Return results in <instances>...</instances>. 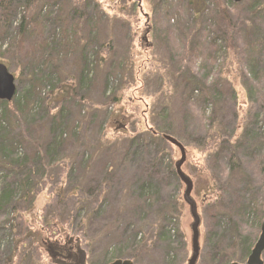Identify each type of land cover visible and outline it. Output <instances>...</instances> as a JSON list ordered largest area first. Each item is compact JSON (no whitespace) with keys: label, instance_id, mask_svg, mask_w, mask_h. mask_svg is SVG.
Listing matches in <instances>:
<instances>
[{"label":"rangeland","instance_id":"1","mask_svg":"<svg viewBox=\"0 0 264 264\" xmlns=\"http://www.w3.org/2000/svg\"><path fill=\"white\" fill-rule=\"evenodd\" d=\"M2 1L17 94L0 104V264H63L24 240L49 218L85 264H188L181 153L157 134L186 151L197 264H246L264 221V0Z\"/></svg>","mask_w":264,"mask_h":264},{"label":"water","instance_id":"2","mask_svg":"<svg viewBox=\"0 0 264 264\" xmlns=\"http://www.w3.org/2000/svg\"><path fill=\"white\" fill-rule=\"evenodd\" d=\"M234 4H240L245 0H230ZM17 94V86L15 83V77L10 73L8 68L0 64V101L4 102H12ZM126 127L123 124H118L117 130L125 129ZM164 139L170 142L172 145L177 147L181 153V160L176 164L177 175L179 176L182 183L185 185V193H184V201L190 207V213L193 218L192 224V256L189 260L188 264H197L200 257V225L201 219L198 214L197 205L195 201L192 199L193 192V183L192 181L184 175L182 172V167L186 161V151L185 148L174 140L170 136H164ZM76 256H75V264H85L84 256L81 250H79V243L76 244ZM264 255V221L261 226V235L251 252V255L248 258L246 264H264L262 259ZM111 264H134L130 260H116ZM238 264V263H233Z\"/></svg>","mask_w":264,"mask_h":264},{"label":"trees","instance_id":"3","mask_svg":"<svg viewBox=\"0 0 264 264\" xmlns=\"http://www.w3.org/2000/svg\"><path fill=\"white\" fill-rule=\"evenodd\" d=\"M34 2H35L34 0H27L26 7L29 8L30 6H33ZM5 8H6L7 12L10 10L11 6H10L9 2H3V1L0 2V10H4ZM220 14L224 18L227 27L231 28V22H230L229 16L222 11H220ZM35 23H37V20H35ZM231 41H232L231 38H229V36L227 35V39H225V42H227V44H228L227 47L230 50L234 51ZM116 103H117V101H116ZM0 104L5 105V107L8 105L10 106V103H7V102H0ZM2 114H3V112H2ZM157 135L162 137L164 134L162 136L160 134H157ZM162 140L164 141L163 137H162ZM8 148H9L8 146H5L3 148V151L7 153ZM0 150H1V148H0ZM225 170H226V168H225ZM210 189L209 190L207 189V192H209ZM57 193H58V195L56 196V198H58V206H59V204L61 202V197L63 194V186H61L58 189ZM13 199H14L13 191H10L8 193H4V195L0 199V203L2 204L3 208H8V207L11 208L12 205L14 204ZM38 207L41 208L40 206H38ZM38 207L36 208V210H39ZM24 225H26V223H24ZM34 231L35 232L31 231V233L27 234L26 235L27 238L25 237L24 240L29 239V238H33L34 241L37 243L38 247L40 249H42L44 251V253L47 254L48 256H50L51 258L55 254L57 256H61V255H64L66 253L67 246L65 245V242H63V240L61 239V235L58 232L61 231L62 234H65V233L68 234V233L63 230V227H61L60 224H57L55 219L49 218L45 222L44 227H42L40 230L36 229ZM24 240H20L19 245H21ZM251 248L252 247H251L250 243L245 244L244 251H245L246 255L249 254V252L251 251ZM118 252H120V251H118Z\"/></svg>","mask_w":264,"mask_h":264},{"label":"flooded vegetation","instance_id":"4","mask_svg":"<svg viewBox=\"0 0 264 264\" xmlns=\"http://www.w3.org/2000/svg\"><path fill=\"white\" fill-rule=\"evenodd\" d=\"M69 243H71V244H73V242L72 241H70ZM75 248H77V245H75ZM253 250V249H252ZM252 252V251H251ZM73 253H75V250H70V251H67V255H71V258L70 259H66V257H65V255H63L62 257H61V259H62V261H64V263H66V264H72L71 262V260H73L74 259V254ZM66 255V256H67ZM250 255H251V253H250ZM249 255V256H250Z\"/></svg>","mask_w":264,"mask_h":264},{"label":"bare ground","instance_id":"5","mask_svg":"<svg viewBox=\"0 0 264 264\" xmlns=\"http://www.w3.org/2000/svg\"><path fill=\"white\" fill-rule=\"evenodd\" d=\"M1 11V10H0ZM0 64H2V63H0ZM4 65V64H3ZM6 66V65H5ZM15 83H16V80H15ZM0 102H4V101H0ZM8 103H11V102H8ZM176 174H178L177 173V169H176ZM193 193V192H192Z\"/></svg>","mask_w":264,"mask_h":264}]
</instances>
